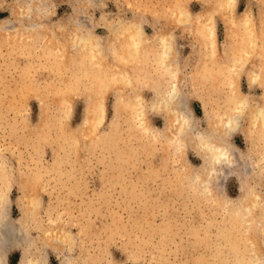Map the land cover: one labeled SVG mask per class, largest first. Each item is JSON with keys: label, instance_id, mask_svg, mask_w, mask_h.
I'll return each instance as SVG.
<instances>
[{"label": "rangeland", "instance_id": "1", "mask_svg": "<svg viewBox=\"0 0 264 264\" xmlns=\"http://www.w3.org/2000/svg\"><path fill=\"white\" fill-rule=\"evenodd\" d=\"M38 1L0 0V153L8 154L6 162L9 161L7 165L12 173L8 217L27 235H23L17 245L8 246L4 264H22L25 258L42 260L40 264H237L238 261L239 264H252L256 259L254 248L264 264V172L259 173L261 165L264 166V143L251 145L247 117L240 119L241 127L231 135V142L237 148L232 153V166H217V172L206 188L200 181H190L187 171L189 167L197 172L203 163L202 156L191 146L184 152L176 151L173 142L163 134L165 115L153 113L149 108L148 121L143 123L135 113V107L130 109L125 104L127 101L124 102L138 87L137 93L150 106L155 96L154 82L162 79L159 67L149 63L148 73L143 68L134 74L133 82L137 86L122 84L120 92L107 78L106 83L95 81L91 69L87 68L88 72L84 69L86 64H68L66 57L59 56L56 51L57 40L70 34L76 39L82 30L95 35L101 44L99 47L106 51L113 40V30L124 21L138 23L144 40L150 42L160 31H171L181 95L192 109L198 129H205L209 109L216 108L217 113H223L233 108V83L251 97L253 104L264 99V53L261 51L264 32L260 33L264 30V0ZM246 20L253 23L248 24ZM210 24L213 30L216 28L213 37L206 27ZM251 24L258 35H253L254 38L249 37ZM29 34L34 37L30 46L27 42L20 43ZM52 38L55 43L48 44ZM251 39L253 46L248 45ZM211 40L217 43L214 49ZM232 46L236 53L233 51L229 56L228 49ZM47 55H53L57 60L52 57L49 60ZM222 60H229L230 66L239 64L237 71L240 72L230 75L226 67H220ZM74 67L76 71L72 69ZM78 77L80 85L77 84ZM167 79L168 76L163 79L165 87L170 86ZM215 81L221 85L218 87ZM93 89L96 91L91 92ZM97 91L99 93L95 94ZM120 95H123L121 102ZM95 102L101 106L97 127L92 134L83 137L85 120ZM115 130L120 134L118 138ZM156 133L159 134L156 136ZM112 147H116L115 150ZM122 167L123 171L120 170ZM248 181L263 197L261 205L254 209L251 222H248V216L230 212L231 205L238 203ZM34 193L39 197V210L28 199V195ZM23 217L25 221L22 222Z\"/></svg>", "mask_w": 264, "mask_h": 264}, {"label": "bare ground", "instance_id": "2", "mask_svg": "<svg viewBox=\"0 0 264 264\" xmlns=\"http://www.w3.org/2000/svg\"><path fill=\"white\" fill-rule=\"evenodd\" d=\"M34 1V0H32ZM38 1V0H37ZM41 1V0H40ZM40 1H38L40 3ZM101 2V1H99ZM98 2V3H99ZM227 2V1H226ZM91 3V2H90ZM33 4V3H32ZM50 4V3H49ZM104 5V4H103ZM102 5V6H103ZM227 5V4H226ZM36 6V5H34ZM97 6V5H94ZM32 6H29V8ZM42 7V6H41ZM226 8V6H224ZM45 8V7H44ZM224 8V9H225ZM33 9V8H32ZM177 9V8H176ZM175 9V10H176ZM183 9V8H182ZM36 10V9H35ZM79 10V9H78ZM221 10V9H220ZM226 10V9H225ZM29 11V10H28ZM33 11V10H32ZM31 11V12H32ZM36 12V11H35ZM34 12V13H35ZM85 12V10H84ZM144 12V11H143ZM142 12V13H143ZM23 13V12H22ZM33 13V15H34ZM178 13V11H177ZM188 13V12H186ZM228 13V12H227ZM144 14V13H143ZM222 15V14H221ZM250 15V14H249ZM140 16V15H139ZM175 16V15H174ZM184 16V15H183ZM187 16V15H186ZM191 13L190 16L191 17ZM203 16V15H202ZM205 16V15H204ZM264 16V15H263ZM27 17V16H26ZM30 17V16H29ZM185 17V16H184ZM206 17V16H205ZM204 17V18H205ZM85 18V17H84ZM176 18V17H175ZM182 18V16H181ZM194 18V17H193ZM192 18V19H193ZM251 18V17H250ZM264 19V17H262ZM261 18V19H262ZM123 19V18H122ZM169 19V18H168ZM190 19V18H189ZM207 19V17H206ZM79 20V19H78ZM93 20V19H92ZM104 20V19H102ZM138 20V19H137ZM201 20V19H200ZM243 20V19H242ZM250 20V19H249ZM246 20V23H253V21ZM252 20V18H251ZM182 21V19H181ZM264 21V20H263ZM109 22V21H106ZM168 22V21H166ZM191 22V21H190ZM193 22V21H192ZM196 22V21H195ZM194 22V23H195ZM203 22V20H202ZM229 22V21H228ZM90 23V22H89ZM162 23V22H160ZM169 23V22H168ZM185 23V22H184ZM198 23V22H196ZM215 23V22H213ZM263 23V22H261ZM138 23H136L134 20L131 21H124L122 22L118 28H115L113 30V40L109 43V48L108 50H102L99 46L101 45L100 42H98V40L94 37L95 35L91 34L90 32L84 31L82 30V28H80L82 30V34L76 36L77 38L75 39V37L73 35H68L67 38L61 40H57L56 43H58V47L56 48L57 54L61 57H66V63H71V64H86V67H84V69L87 70V68L91 69V75L95 76V81L97 82H104L105 78H107V80L109 79V81L112 83L113 87H117V91L121 92V85L122 84H130V86H137V84L134 81V79L136 78L134 76V74L136 72H138L139 70H143V68L146 69L145 72L148 73V69H149V63H154L153 65H155V67H159V69H161L162 71V79H160V81L154 82L155 85V96H154V100L152 102V104L149 106L148 103L144 100V97L140 94L137 93L138 91V87L137 91L135 92V94L128 100H124V102L127 101L126 106L129 107L131 109V107H135V113L141 118V121L144 123H147V111L150 108V110L153 113H163L166 117V124H165V131H163V134L168 137V139H170L174 146L175 149H177V152H184L183 150L187 147H195L199 153L203 158V163L201 165V167H199V170H197V172L192 169V168H187V171L190 175V177L188 176V178H190V181H200L202 182V185L204 187H208V183L210 181V178L212 177V175H215V173L217 172L216 167L217 166H230L232 163V153L235 152L237 150L236 146L231 142V135L234 133L235 130H237L239 127H241L240 124V119L244 116L247 117V126H248V139L251 143V145L256 146V144L259 143H264V99H262L258 104H253L252 103V99L250 96L246 95L243 93V91H239L238 88L240 87H235L234 83L232 84L233 89L235 90V93L233 95L234 98V105L233 108H229V111H224L223 113H217L216 108L214 109H209L208 112V126L205 129H198V125L197 122L194 120L195 118L193 117V113H192V109L190 108V106L183 100V97L181 95L180 92V85H179V77H178V68L176 66L175 63V59H176V48H175V42L173 39V35L172 32L169 30H162V31H158V35L155 36V38L152 39V41H146L144 40L143 35L141 34V32L138 30ZM203 24V23H202ZM237 25V23H235ZM240 24V23H239ZM77 25V24H76ZM179 25V24H178ZM189 25V24H187ZM230 25V24H229ZM115 26V25H114ZM138 26V27H137ZM179 26H182V24L180 23ZM193 26V25H192ZM191 26V27H192ZM197 26V24H196ZM204 26V25H203ZM241 26V24H240ZM257 26V25H256ZM32 27H35L32 26ZM44 27V26H43ZM46 27V26H45ZM62 27V26H61ZM87 27V25H86ZM207 29L210 31L211 36L214 35V30H216V28L213 30V25H207L206 26ZM236 27V26H235ZM39 28V27H38ZM68 28V27H67ZM111 28V27H109ZM166 28V25H165ZM201 28V25H200ZM204 28V27H202ZM234 28V25H233ZM239 28V26H238ZM254 26H252L251 24V28L249 32V37L254 38L253 35H256L257 32H255ZM19 29V28H18ZM30 29V28H29ZM42 29V28H41ZM65 29V28H63ZM88 29V28H87ZM160 29V28H157ZM195 29V28H194ZM258 29V28H257ZM37 30V28H36ZM35 30V31H36ZM45 30V28L43 29V31ZM62 30V28H61ZM86 30V29H84ZM143 30V28H142ZM192 30V28H191ZM203 30V29H202ZM229 30V28H228ZM29 31V30H28ZM42 31V30H41ZM42 31V32H43ZM236 31V29H235ZM234 31V32H235ZM238 31V29H237ZM55 32V31H54ZM53 32V35H54ZM78 32V31H77ZM195 32V31H194ZM193 32V33H194ZM256 34H255V33ZM264 32V30H262L260 33L262 34ZM37 33V31H36ZM44 33V32H43ZM42 33V34H43ZM146 33V32H145ZM144 33V34H145ZM238 33V32H237ZM241 33V31H240ZM202 34V33H200ZM216 34V33H215ZM242 34V33H241ZM38 35L40 36L41 34L38 33ZM57 35V34H56ZM147 35V34H146ZM145 35V36H146ZM264 35V33H263ZM4 36V35H3ZM7 36V35H6ZM10 36V35H8ZM38 36V37H39ZM62 36V35H60ZM239 36V34H238ZM258 36V35H256ZM14 37V36H13ZM23 37V34L21 33V36ZM46 37V35H45ZM175 37V36H174ZM213 37V36H212ZM216 37V35H215ZM235 37V36H234ZM5 36L2 38V40H4ZM10 38V37H9ZM33 35L29 34L26 35L24 38V42H20V43H25L27 42L30 46V41L33 40ZM55 38V37H54ZM54 38L51 39V41L48 42V44L50 43H55ZM228 38V37H227ZM236 38V37H235ZM234 38V39H235ZM264 38V37H263ZM7 39V37H6ZM43 39V38H42ZM206 39V38H205ZM213 39V38H212ZM237 39V38H236ZM242 39V38H241ZM8 40V39H7ZM210 40V39H209ZM217 40V39H215ZM230 40V38H229ZM232 40V39H231ZM36 41L37 38H36ZM44 41V39H43ZM228 41V39H227ZM247 41V40H246ZM245 41V42H246ZM11 42V40H10ZM33 42V41H32ZM232 42H234L232 40ZM238 42V41H236ZM241 42V41H240ZM245 42H243V44H245ZM258 42V41H257ZM262 42V41H261ZM18 44V41L15 42ZM209 43V42H208ZM211 45L212 48H216L214 44L215 43L214 40H211ZM239 43V42H238ZM247 43V42H246ZM264 43V42H262ZM45 44V43H44ZM100 44V45H99ZM253 44V39L248 40V45H252ZM258 44V43H257ZM46 46V44H45ZM236 46V45H235ZM237 46H241V45H237ZM246 46V45H245ZM253 46V45H252ZM261 46V45H260ZM264 46V45H263ZM208 47V46H207ZM244 48V46H242ZM251 47V46H250ZM259 47V46H258ZM31 48V47H30ZM227 49V47H225ZM240 48V47H239ZM237 48V49H239ZM257 48V47H256ZM263 48V47H262ZM259 49V48H258ZM215 53L217 52V49H215ZM228 54L230 56V54L232 55V52L234 51V47L232 46L230 49H228ZM236 50V47H235ZM248 51V49H246ZM261 50V49H259ZM53 49H51V53H52ZM222 51V49H221ZM225 51V50H224ZM237 51V50H236ZM256 51V50H254ZM264 53V48L261 50ZM212 52V51H211ZM241 52V49H240ZM55 53V52H54ZM236 52L234 51V54ZM243 53V52H241ZM240 53V54H241ZM256 53V52H255ZM262 53V54H263ZM56 54V55H57ZM210 54V53H209ZM217 54V53H216ZM244 54V53H243ZM242 54V55H243ZM249 54V53H248ZM40 55V54H39ZM224 55V54H223ZM264 55V54H263ZM263 55H261L260 57H262ZM50 60V58H53V55L50 57L49 55H47ZM235 56V55H234ZM251 56V55H249ZM43 57V56H42ZM55 57V56H54ZM58 57V56H57ZM56 57V58H57ZM211 57V56H209ZM237 57V56H236ZM235 57V58H236ZM254 58V54L252 56ZM47 58V57H46ZM59 58V57H58ZM218 58V57H217ZM231 58H233L231 56ZM264 58V57H262ZM260 58V59H262ZM40 59V58H39ZM54 59V58H53ZM208 59V58H207ZM223 59V58H222ZM245 59V58H244ZM257 60V58H255ZM259 59V58H258ZM259 59V60H260ZM57 60V59H54ZM62 60V59H60ZM243 60V58H242ZM241 60V62H242ZM263 60V59H262ZM53 61V60H52ZM84 61V63H82ZM201 61V60H200ZM211 61V59H210ZM213 61V60H212ZM51 62V61H50ZM54 62V61H53ZM51 62V64L53 63ZM62 62V61H61ZM197 62V61H196ZM209 62V60H208ZM214 62V61H213ZM216 62V61H215ZM223 62V60H222ZM259 62V61H258ZM64 63V62H63ZM62 63V64H63ZM65 63V64H66ZM212 63V62H211ZM211 63L208 65L210 66ZM229 60H226L225 62H223L221 64L220 67L223 66L226 67L229 72L230 75L232 73V75L234 76V73L240 72L237 71V67L239 64H232V66H230ZM239 63V62H238ZM263 64V62H261ZM60 63H57V65H59ZM64 64V65H65ZM179 64V63H178ZM203 64V63H202ZM217 64V63H216ZM215 64V65H216ZM261 64V65H262ZM54 65V64H53ZM144 67H143V66ZM146 65V66H145ZM151 65V64H150ZM197 65V63H196ZM195 65V66H196ZM213 65V64H212ZM219 65V64H218ZM237 65V66H236ZM68 66V65H67ZM73 65H71L72 67ZM194 66V68H195ZM199 66V65H198ZM241 66V65H240ZM81 66H79L80 68ZM201 67V66H200ZM78 68V69H79ZM182 68V67H181ZM198 68V67H197ZM209 68V67H207ZM205 68V69H207ZM216 68V67H215ZM215 68H214V72H215ZM64 70V68H61ZM73 70L76 69L75 67L72 68ZM88 69V70H89ZM156 69V68H155ZM158 69V68H157ZM212 69V67H211ZM264 69V68H263ZM67 70V69H66ZM83 70V69H82ZM87 70V72H88ZM193 70V68H192ZM196 70V69H195ZM208 70V69H207ZM213 70V69H212ZM235 70V72H234ZM262 70V69H261ZM76 71V70H74ZM85 71V70H84ZM84 71H82L84 73ZM156 71V70H155ZM205 71V70H204ZM224 71V70H223ZM63 72V71H62ZM157 72V71H156ZM208 72V71H207ZM211 70H209L210 74ZM213 72V71H212ZM218 72V71H217ZM67 73V72H66ZM73 73V72H72ZM76 73V72H75ZM78 73V72H77ZM81 73V72H80ZM158 73V72H157ZM180 73V72H179ZM70 74V73H69ZM195 74V73H194ZM201 75V73H199ZM204 74V73H202ZM207 77L210 78V76ZM229 74V73H228ZM258 74V73H257ZM255 73V75H257ZM72 75V74H70ZM79 75V74H77ZM76 75V76H77ZM90 75V74H89ZM149 74H147L148 76ZM159 75V74H157ZM193 75V74H192ZM191 75V76H192ZM215 75V74H214ZM213 75V76H214ZM238 75V74H237ZM84 76V75H83ZM82 76V77H83ZM88 76V75H87ZM153 76V75H152ZM156 76V75H155ZM166 76H168V83H169V87H165L163 85V79L164 77L166 78ZM184 76V75H183ZM198 76V75H197ZM222 76V75H221ZM226 78L228 77V75H225ZM252 76V74H251ZM68 77V76H67ZM74 77V76H73ZM145 77V76H144ZM158 77V76H157ZM194 78H196V76H193ZM232 77V76H231ZM236 77V76H235ZM150 78V76H149ZM148 78V79H149ZM153 78V77H152ZM199 78V77H197ZM202 78V77H201ZM225 78V77H223ZM230 78V77H229ZM260 78V77H259ZM257 78V79H259ZM264 78V76H263ZM67 79H70L69 77ZM80 78L78 77V81L77 84L79 83ZM86 78H84L85 80ZM94 79V78H93ZM142 79V78H141ZM155 79V78H153ZM151 79V80H153ZM212 79V78H210ZM221 79V78H220ZM256 79V81H257ZM71 80V79H70ZM76 80V77H75ZM83 80V79H81ZM150 80V81H151ZM166 80V79H165ZM189 80V79H188ZM199 80V79H198ZM203 80V79H200ZM225 80V79H224ZM74 81V80H73ZM72 81V82H73ZM89 80H87L88 82ZM91 81V80H90ZM108 81V82H109ZM146 81V80H145ZM194 81V80H193ZM192 81V83H193ZM196 83H198L197 80H195ZM205 81V80H204ZM207 81V80H206ZM226 81V80H225ZM237 81V79H236ZM255 81V82H256ZM68 82V80H67ZM81 81V85H82ZM188 82V81H187ZM203 82V81H202ZM209 81H207L208 83ZM228 82V81H227ZM235 82V81H234ZM264 82V79L263 81ZM261 82V83H262ZM74 83V82H73ZM106 83V81L104 82ZM103 83V84H104ZM134 83V84H133ZM139 83V81L137 82ZM141 83V82H140ZM214 83V82H212ZM216 84H219L218 82L215 81ZM214 83V84H215ZM229 83V82H228ZM99 83H97L98 85ZM110 85V83H108ZM143 84V83H142ZM186 84V83H185ZM199 84H201L199 82ZM213 84V85H214ZM223 84V83H222ZM227 84V83H225ZM67 85V83H66ZM65 85V86H66ZM80 85V84H78ZM106 85V84H105ZM197 85V84H196ZM221 85V84H220ZM229 85V84H228ZM104 86V85H103ZM127 86V85H126ZM195 86V85H194ZM193 86V87H194ZM202 86V84L200 85ZM207 85H205L206 87ZM215 86V85H214ZM213 86V87H214ZM227 86V85H226ZM87 87V86H86ZM110 87V86H108ZM112 87V86H111ZM148 87V86H147ZM210 87V86H209ZM232 87H230V90L232 89ZM11 88V87H9ZM80 88V87H78ZM84 88V85L83 87ZM100 88V87H99ZM99 88H96L99 89ZM105 88V86H104ZM102 88V90L104 89ZM6 89V88H5ZM73 89V88H72ZM87 89V88H86ZM195 89H200L199 87ZM232 89V90H233ZM241 89V88H240ZM255 89V88H254ZM13 90V89H12ZM10 90V91H12ZM69 89H67L66 92ZM71 90V89H70ZM81 90V89H80ZM90 90V89H89ZM95 89L91 90L92 91H96ZM101 90V91H102ZM115 90V89H113ZM100 91V90H99ZM99 91L95 92L99 93ZM106 91V90H104ZM103 91V92H104ZM116 91V92H117ZM8 92V91H7ZM71 92V91H70ZM78 92V90H77ZM197 92V91H196ZM80 93V92H79ZM90 93V92H88ZM206 93V92H205ZM210 93V92H209ZM231 93V92H230ZM5 94V93H4ZM93 94V95H95ZM116 94V93H115ZM120 94V93H119ZM195 94V93H194ZM204 94V93H203ZM62 95V94H61ZM92 95V94H91ZM92 95V96H93ZM101 94H98V96ZM199 95V93H198ZM73 96V95H71ZM78 96V95H77ZM199 96H203L202 94ZM205 96V95H204ZM95 97V96H94ZM101 97V96H100ZM99 97V98H100ZM105 97V96H104ZM106 98V97H105ZM120 102L121 100H123V95H120ZM208 99V97H206ZM11 101L14 102V100L10 99ZM205 100V98H204ZM209 100V99H208ZM207 100V101H208ZM224 100V99H223ZM221 102V104H223V101ZM229 100H230V96H229ZM4 101V100H2ZM9 101V99H8ZM68 101V100H67ZM217 101V100H216ZM70 102V101H69ZM211 102V101H210ZM228 102V101H227ZM11 103V102H10ZM205 103V102H204ZM217 103V102H215ZM2 104V103H1ZM12 104V103H11ZM10 104V105H11ZM66 104V103H65ZM119 104V103H118ZM123 104V103H122ZM123 104V106L125 105ZM208 104V103H206ZM218 104V103H217ZM231 104V103H230ZM9 105V104H8ZM213 105V102H212ZM216 105V104H215ZM220 105V104H219ZM2 106V105H1ZM5 106V105H4ZM121 106V105H120ZM119 106V107H120ZM209 106V105H208ZM6 107V106H5ZM11 107V106H9ZM1 108V107H0ZM2 108H4L2 106ZM12 108V107H11ZM14 108V107H13ZM6 109V108H5ZM129 109V110H130ZM133 109V108H132ZM9 110V109H8ZM13 110V109H12ZM101 110V106L100 104H98L97 102L93 103V105L91 106V109L89 110V115L85 120L84 123V128H83V137H87L90 133L92 134V132L95 130V128L97 127L98 124V119H99V113ZM127 110V109H126ZM4 111V110H3ZM2 111V112H3ZM7 111V110H6ZM5 111V112H6ZM68 111V110H67ZM222 111V110H221ZM127 112V111H126ZM125 112V113H126ZM127 114H129V112H127ZM1 116V115H0ZM4 117V116H2ZM136 117V116H135ZM3 119V118H2ZM243 120V118H242ZM119 121V120H118ZM12 123V122H11ZM50 123V122H49ZM128 123V122H127ZM2 124V123H1ZM51 124V123H50ZM53 124V123H52ZM51 124V125H52ZM50 126V125H49ZM115 127V126H113ZM153 127H151L152 129ZM113 129V128H112ZM156 129V128H155ZM159 129V128H158ZM157 130V129H156ZM44 131V130H43ZM154 131V130H153ZM159 131V130H158ZM157 131V132H158ZM116 132V130H115ZM114 132V133H115ZM150 132V130L148 131ZM160 133V131H159ZM156 133V136L159 134ZM79 134V133H78ZM162 134V135H163ZM69 135V134H68ZM81 135V134H80ZM117 138L118 135L117 134ZM110 136V135H107ZM106 136V137H107ZM113 135H111L112 137ZM43 137V136H42ZM105 137V138H106ZM41 138V136H40ZM116 138V140H117ZM157 138V137H156ZM160 138V137H158ZM46 139H48L46 137ZM101 139V138H100ZM113 140V137L111 138ZM115 139V137H114ZM164 139V138H163ZM247 139V140H248ZM70 140V139H68ZM102 140V139H101ZM100 140V141H101ZM106 140V139H105ZM109 138H107L106 141H108ZM157 140V139H156ZM165 140V139H164ZM37 141V140H36ZM114 141V140H113ZM35 142V141H34ZM42 142V141H41ZM115 142V141H114ZM71 143V142H70ZM113 143V142H112ZM116 143L118 144V141H116ZM95 144V142H94ZM103 143H100L99 145H101ZM106 144V142H105ZM114 144V143H113ZM172 144V145H173ZM111 145V144H110ZM109 145V146H110ZM116 144H114L115 146ZM169 145V144H168ZM261 145V144H260ZM78 146V144H77ZM106 146V145H105ZM108 146V147H109ZM112 146V145H111ZM264 146V145H262ZM258 147V146H257ZM260 147V146H259ZM14 148V147H13ZM76 148L72 146V149ZM113 148V147H112ZM116 148V147H114ZM113 148V149H114ZM119 148V147H118ZM174 148V147H173ZM264 148V147H263ZM96 149V148H95ZM98 149V148H97ZM99 149L100 146H99ZM103 149V148H102ZM111 149V148H110ZM115 150V149H114ZM118 150V149H117ZM116 150V152H117ZM121 150V149H120ZM257 150V148H256ZM261 150V149H260ZM3 151V150H2ZM77 151V150H76ZM98 151V150H97ZM174 151V150H173ZM175 151V152H176ZM15 152V151H13ZM96 152V150L94 151ZM93 152V153H94ZM106 152V151H105ZM176 152V153H177ZM107 153V152H106ZM73 154V153H72ZM105 154V153H104ZM118 154V153H117ZM179 154V153H178ZM240 154V153H239ZM103 155V154H102ZM120 155V154H119ZM241 155V154H240ZM239 155V156H240ZM260 155V154H259ZM258 155V156H259ZM264 155V153H263ZM8 154H6L5 152H1L0 153V264H4V255H5V251L8 248V246H10L11 244H15L16 245L18 243H20L23 235L24 237L27 236L25 235L23 232L20 231L19 225H17V223H13L12 220H10V218L8 217V207L10 205V198H9V194H8V189L11 183V178H12V173L11 170L9 169L6 159H7ZM178 156V155H177ZM233 156H235L233 154ZM103 157V156H102ZM124 157V155H123ZM236 157V156H235ZM264 157V156H263ZM78 157H76L77 159ZM254 158V157H253ZM74 159V158H73ZM102 159V158H101ZM104 159V158H103ZM264 159V158H263ZM9 160V159H8ZM78 160V159H77ZM76 160V162H78ZM82 160V159H81ZM120 160V159H119ZM238 160V159H237ZM253 160V159H252ZM123 161V160H122ZM72 163V160L69 161ZM68 162V163H69ZM75 162V163H76ZM118 162V161H117ZM116 162V163H117ZM120 162V161H119ZM183 162V161H182ZM243 162V161H242ZM252 162V161H251ZM264 162V161H263ZM67 163V164H68ZM181 163V162H180ZM235 163V162H233ZM239 163V161H238ZM237 163V164H238ZM59 164V163H58ZM79 164V163H78ZM81 164V163H80ZM127 164V163H126ZM131 164V163H130ZM186 164V163H185ZM115 165V164H114ZM57 166V165H56ZM55 166V167H56ZM79 166V165H78ZM113 166V165H112ZM120 166V165H119ZM118 166V167H119ZM232 166V165H231ZM59 167V166H58ZM69 167V166H68ZM128 167V166H127ZM254 167V166H253ZM39 168V167H38ZM57 168V167H56ZM259 168V166L257 167V169ZM40 169V168H39ZM64 169V168H63ZM122 169L123 171V167L120 168V170ZM131 169V167H130ZM221 169V167H220ZM252 169V168H251ZM42 170V169H41ZM44 170V169H43ZM58 170V169H56ZM67 170V169H66ZM65 170V171H66ZM73 170V168H72ZM248 170V169H247ZM31 171V170H30ZM29 171V172H30ZM38 171V170H37ZM59 171V170H58ZM65 171H60V172H65ZM119 171V169H118ZM128 171V169H127ZM253 171V169H252ZM256 171V170H254ZM41 172V171H40ZM43 172V171H42ZM68 172V171H67ZM66 172V173H67ZM121 171H119L120 173ZM219 172V171H218ZM264 172V166L261 165L260 167V171L259 173ZM32 173V172H31ZM38 174V173H36ZM56 174V173H55ZM65 174V173H64ZM76 174V173H75ZM27 175V174H26ZM69 175V174H68ZM37 176V175H35ZM26 178V177H25ZM30 180V179H29ZM189 180V179H187ZM36 182V179H35ZM41 182V181H40ZM211 183V182H210ZM36 184V183H35ZM193 184H195L193 182ZM189 186V185H188ZM197 187V185H196ZM199 189V188H198ZM10 190V189H9ZM58 192V191H57ZM74 192V191H73ZM201 192V190H200ZM10 193V192H9ZM76 193V192H74ZM73 193V195H75ZM242 193V192H241ZM205 196V195H204ZM78 197V196H77ZM28 199L31 200V202L35 205V207H37V202L39 197L37 196L36 193L34 194H29L28 195ZM263 202V197L262 195L256 190L255 185L253 183H249V181L245 184L244 187V192L240 198V200L238 201L237 204H233L231 205L232 209L230 212H233L235 215L238 216H248L250 217V220L248 222L253 221L254 219V209L257 208L258 206L261 205V203ZM227 204V203H226ZM28 208H31L28 206ZM38 208V207H37ZM263 208V207H262ZM36 209V208H35ZM39 210V208H38ZM28 211V210H27ZM49 211V210H48ZM36 212V211H35ZM38 213V212H37ZM36 213V214H37ZM26 211L24 212V216L26 215ZM35 216V213H33ZM256 214V213H255ZM66 216V215H65ZM231 216V215H229ZM257 216V215H256ZM263 216V215H262ZM33 217V216H31ZM36 217V216H35ZM38 217V215H37ZM61 217V216H60ZM14 218V217H13ZM67 218V217H65ZM228 218V217H227ZM38 219V218H37ZM69 219V218H68ZM237 219V218H236ZM241 219V218H240ZM247 219V218H246ZM25 221L24 217L22 218V222ZM39 221V220H37ZM37 221H35V223L37 224ZM64 220H61V222H63ZM235 221V219H234ZM32 222V221H31ZM59 223V221H58ZM65 223V222H64ZM67 223V221H66ZM27 224V223H25ZM46 224V223H45ZM57 224V223H56ZM24 225V223H23ZM256 225V224H255ZM28 226V225H27ZM89 226V225H88ZM88 226H86L88 228ZM59 228V227H58ZM260 228V227H258ZM264 228V227H263ZM46 230V229H45ZM59 230V229H58ZM66 230V229H64ZM88 230V229H87ZM86 230V232H88ZM82 232V231H81ZM83 233V232H82ZM233 234V233H232ZM57 235V234H56ZM66 236H68L66 234ZM71 236V235H70ZM72 236L74 237L73 233ZM33 237V236H32ZM60 237V236H59ZM72 238V237H71ZM34 239V238H33ZM75 239V237H74ZM73 239V240H74ZM46 240V239H45ZM71 240L73 243L75 241ZM78 240V239H77ZM33 241V240H32ZM66 241V240H65ZM27 242V241H26ZM35 242V241H33ZM31 242V243H33ZM46 243V241H45ZM24 244V243H23ZM37 244V243H36ZM64 244V243H63ZM68 244V243H67ZM72 244V243H71ZM34 245V244H33ZM66 245V244H65ZM64 245V246H65ZM69 245V244H68ZM73 245V244H72ZM71 245V246H72ZM27 246V245H26ZM38 246H40L38 244ZM37 246V247H38ZM52 246V245H50ZM57 246V245H56ZM254 246V245H253ZM36 247V245L34 246ZM58 247V246H57ZM70 247V245H69ZM248 247V246H247ZM255 247V246H254ZM32 248V246H31ZM53 248V247H52ZM59 248V247H58ZM72 248V247H70ZM34 249V248H33ZM44 249V248H43ZM56 249V248H55ZM64 249V248H63ZM248 249V248H247ZM23 250V249H22ZM236 250V248H235ZM30 251V250H29ZM43 252L45 251L42 250ZM254 252H256L255 254V258L252 261V264H263V262H261L260 257L258 255V250L256 248L253 249ZM67 252V251H66ZM237 252V250H236ZM8 256V255H7ZM94 259V258H93ZM96 259V258H95ZM242 260V259H241ZM42 260L38 261L36 259H32V258H25L22 261V264H40ZM68 262V260H67ZM95 262V261H93ZM235 261H233L232 263H234ZM240 262L238 261L237 264H239ZM44 264V263H43Z\"/></svg>", "mask_w": 264, "mask_h": 264}]
</instances>
